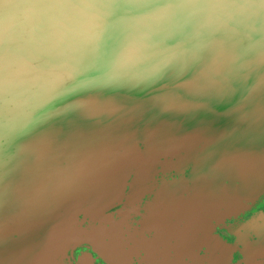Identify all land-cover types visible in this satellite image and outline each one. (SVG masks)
Masks as SVG:
<instances>
[{"label":"water","instance_id":"water-1","mask_svg":"<svg viewBox=\"0 0 264 264\" xmlns=\"http://www.w3.org/2000/svg\"><path fill=\"white\" fill-rule=\"evenodd\" d=\"M28 14L39 23L15 53L0 109V264H52L68 223L123 167L111 162L135 159L138 139L154 138L145 129L199 127L202 114L219 112L225 139H237L225 140V186L264 176L256 12L103 0Z\"/></svg>","mask_w":264,"mask_h":264},{"label":"flooded vegetation","instance_id":"flooded-vegetation-1","mask_svg":"<svg viewBox=\"0 0 264 264\" xmlns=\"http://www.w3.org/2000/svg\"><path fill=\"white\" fill-rule=\"evenodd\" d=\"M200 119L145 129L154 138L138 139L135 159L111 162L123 167L68 223L52 264H264V176L235 175L225 186V140L237 139H225L221 113Z\"/></svg>","mask_w":264,"mask_h":264},{"label":"snow or ice","instance_id":"snow-or-ice-1","mask_svg":"<svg viewBox=\"0 0 264 264\" xmlns=\"http://www.w3.org/2000/svg\"><path fill=\"white\" fill-rule=\"evenodd\" d=\"M68 2L99 3L103 0H4V8L0 10V109L10 79L15 72L14 57L17 50L35 35V27L39 21L28 14L32 8L58 5ZM115 4L152 5L169 3L191 6L196 4L223 5L253 10L264 20V0H109ZM264 64V55L261 56ZM264 87V81H261Z\"/></svg>","mask_w":264,"mask_h":264}]
</instances>
